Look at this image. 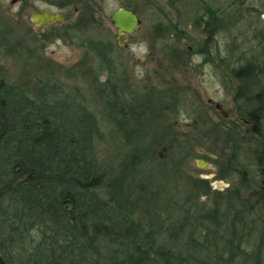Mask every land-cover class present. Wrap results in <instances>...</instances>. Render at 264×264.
<instances>
[{
	"label": "trees",
	"instance_id": "1",
	"mask_svg": "<svg viewBox=\"0 0 264 264\" xmlns=\"http://www.w3.org/2000/svg\"><path fill=\"white\" fill-rule=\"evenodd\" d=\"M2 25L0 18V48L7 50ZM79 45L91 60L66 67L39 59L43 75L33 83L11 81L0 69V252L7 264H262L252 237L261 225L264 241V128H208L220 165L229 163L243 182L199 201L212 188L186 175L187 146L165 120L178 111L177 98L133 96L119 79L113 44ZM25 53L32 59L36 51ZM256 67L244 65L249 73ZM74 74L90 77L98 96L88 99L72 84ZM252 82L259 90L260 81ZM250 103L264 114V94H252ZM110 124L123 143L118 164L107 170L97 146ZM181 180L189 184L183 199Z\"/></svg>",
	"mask_w": 264,
	"mask_h": 264
},
{
	"label": "rangeland",
	"instance_id": "2",
	"mask_svg": "<svg viewBox=\"0 0 264 264\" xmlns=\"http://www.w3.org/2000/svg\"><path fill=\"white\" fill-rule=\"evenodd\" d=\"M90 5L96 13L95 19L91 20L92 9L89 11L88 18L92 22L91 28L86 31L76 32V36L73 37L72 41L61 37H54L43 41L42 36L40 37L39 30L30 20V16L35 11L41 12L45 9L58 11L57 7L49 4L45 0H29L27 4H25V0H0V18L8 25L7 28L6 25L1 26V35L5 32L7 37L2 44H5V46L8 44L6 46L7 50L13 45L20 44L11 54H9V51L4 50V48H0V69L3 75L11 81L19 78H29L30 82L33 83L36 75H43L37 68L35 69L37 60H44L41 61L42 64L50 61L56 65L71 67L77 62L83 60L84 62H88L91 60V58H87L88 52L86 48L79 45L83 39L88 41L94 38L96 41L102 40L106 43L110 42L113 44L112 55L118 64L121 84L122 75L127 73L130 76V79H128L127 75V81L131 82L129 86L133 96H140L154 91L155 94H159L157 92L158 90L160 91L166 88H171V90L174 88L180 89L178 97L180 101L179 111L177 114L179 115L181 125L177 128L181 132L179 135L181 143L187 146V151L191 154L184 161L183 169L186 170V175L189 177H208L205 180L210 184L211 190L213 191V193L211 192L207 195L206 192L208 190H203L204 193L201 194L198 200L208 201L212 195L214 196L216 194L217 188L220 189L217 191L224 192L230 185H239L240 183L238 181L236 184H230L227 181L218 179L217 176H211V174L218 170V164L215 161L217 156L214 151L215 148L212 146V140L204 136V133L212 126V122L220 119V116L218 110L214 105L212 106L210 104L209 100L212 99L215 102H222L225 110L230 113L229 120H233L235 117V113L233 112L234 105L231 102L228 92L222 88L218 78L213 74V65L202 64L203 55H191L192 59L187 64L183 63V61H180L179 55L187 49L186 44H163L168 39L158 41L155 36L153 24L157 22L164 24L165 18L154 7L150 6L147 0H91ZM120 6H130L137 9L143 20L141 29L128 40L129 43L125 46L119 44L118 31L110 21L112 14ZM64 10L69 16L66 22L67 24L64 26H55L54 28L49 27L44 31L45 33L57 32L60 29L67 30L66 27L68 24H74L76 22L75 20H77L79 14L75 11L74 6ZM233 34L234 30L229 33V36L232 37ZM250 35L252 36V33L246 34V36ZM244 38L245 36L242 33L238 40L243 42ZM229 40L230 38L228 37L224 42L229 43ZM257 42L259 41L255 39L250 44L241 45L246 50H250L248 52L253 57L258 56L261 51L260 44ZM233 45L219 44L222 55L227 54ZM235 45L238 47V44ZM27 48H35L36 53L32 59H28V55L25 53L27 52ZM183 55L187 56V54ZM78 77L80 76L74 74L72 84L84 87L88 99H91V93L94 91L92 89V79H88L90 78L88 76L86 78ZM100 78L101 85H99L102 87L105 75L102 74ZM164 96L167 101L171 100L170 96ZM102 107L100 104L96 109H101L100 111H102ZM198 114L203 116L207 115V119L210 121V123H205L199 129L203 131V136L198 128H191L193 118L197 117ZM207 119L204 120L207 121ZM165 120L169 121L168 113L166 114ZM114 128L115 126L113 124L104 125L103 129L106 134L97 146L101 165L107 170L114 168L120 158L119 148L122 146V141L119 142L118 134L115 133ZM251 130L254 131L253 129ZM179 153L178 159L182 160V155H179ZM197 159L206 160L212 165L211 168L199 166L196 162ZM259 183L263 185V179ZM188 185H183L181 180L180 188L178 187L181 199L185 197ZM261 196L264 198L263 191L261 192ZM258 228L259 230H256L255 235L252 237V242L254 245H261L262 252H264V241L259 238L262 228L261 225ZM262 264H264V257L262 258Z\"/></svg>",
	"mask_w": 264,
	"mask_h": 264
},
{
	"label": "flooded vegetation",
	"instance_id": "3",
	"mask_svg": "<svg viewBox=\"0 0 264 264\" xmlns=\"http://www.w3.org/2000/svg\"><path fill=\"white\" fill-rule=\"evenodd\" d=\"M51 5L58 8V11L51 9H45L44 11H35L39 13H45L49 10L54 14H62L65 16L61 22L47 23L45 25L32 23L39 30L40 37L42 36L43 41H47L52 38H67L71 41L76 36V32L86 31L91 28L92 22L88 18L89 11L92 9L91 20L95 19V11L92 6H88L91 0H79L76 4L74 1L59 3L51 0H45ZM150 6L154 7L155 10L160 12L165 18L164 24L157 22L153 24L155 36L158 41L166 40L163 44H186L187 49L185 52L179 55L180 61L188 63L192 59L191 55H203L202 64L213 65V74L218 78L222 88L228 92L231 102L234 105L235 117L233 120L230 119V113L225 110L224 105L220 101L209 100L210 104L215 106L219 112L218 120L212 122L210 128L215 126L223 127H241L244 129H253L259 132L261 128H264V114L253 113L252 109L256 107L250 103V96H262L264 94V0H147ZM29 3V0H25V4ZM74 6L75 11L78 12L77 20L74 24H68L67 30L53 31L52 33H45L44 31L49 27L64 26L68 21V15L64 9ZM88 7V8H87ZM134 10L141 20V26L132 34H124L118 31L119 44H128V40L134 36L142 27L143 20L139 15L137 9L130 6H120ZM119 7V8H120ZM117 10V9H116ZM115 10V11H116ZM114 11V12H115ZM113 15V14H112ZM112 17V16H111ZM111 19V18H110ZM246 29H245V28ZM116 28V27H115ZM117 29V28H116ZM244 29V31H242ZM234 30L232 37L229 33ZM44 32V33H43ZM244 34L245 38L243 42H240L239 37ZM247 33H252V36H246ZM230 38L229 43H225V39ZM258 40L261 47L260 54L258 56H251L250 50L243 48L241 44H250L253 40ZM238 40V41H237ZM97 42L99 44H108L110 42H104L102 40L96 41L94 38L88 41L82 40L81 44H92ZM157 44V43H154ZM189 44V45H187ZM219 44H234L231 50L222 55ZM238 44V47L235 45ZM125 46V45H123ZM204 49V50H203ZM242 50V51H240ZM249 51V52H248ZM183 54H187L184 56ZM228 55V56H227ZM250 62L256 63V71L249 73L245 71L244 65ZM120 63V62H119ZM120 66V64H119ZM244 70V72H243ZM127 73L122 75V86L130 87L129 81H127ZM120 79V77H119ZM128 79L130 76L128 75ZM121 80V79H120ZM260 81V89H254V83L252 81ZM129 83V84H128ZM155 92V91H154ZM159 94L171 96L174 95L177 99L178 111H179V94L180 89L166 88L164 90H158ZM221 104L226 115L220 112L217 104ZM254 107V108H253ZM177 112H168L169 121L168 123L174 124L179 127L180 118ZM263 113V112H262ZM205 117V118H204ZM207 119V115L203 116L198 114L197 117L193 118L191 123L193 129H200L205 123H210ZM228 121V122H227ZM200 131V130H199ZM203 136V131H200ZM207 134V133H206ZM248 134V133H247ZM208 138L210 134H207ZM250 137V136H248ZM211 139V138H210ZM212 140V139H211ZM250 140V139H247ZM245 141V140H243ZM242 141L243 144H245ZM214 148V147H213ZM242 148H239L241 150ZM191 155V154H189ZM215 161L218 164L217 172L211 174V176H217L222 181H227L230 184H236L238 181L240 184L236 186H229L227 189L236 190L243 181L240 179L239 173H229L227 166L229 163L220 165V156L216 153ZM240 157L243 154L239 155ZM197 159V164H198ZM204 160V159H203ZM208 166L204 168H211V164L204 160ZM199 165V164H198ZM230 165V164H229ZM200 166V165H199ZM203 167V166H201ZM222 167V169H221ZM186 171V170H185ZM186 173V172H185ZM261 177L259 181L263 179L264 182V169L261 170ZM196 178V177H195ZM208 177L200 176L199 179L205 180ZM232 182V183H231ZM261 192H264V184H260ZM216 190H220L217 188ZM214 197V196H212ZM211 197V198H212Z\"/></svg>",
	"mask_w": 264,
	"mask_h": 264
},
{
	"label": "water",
	"instance_id": "4",
	"mask_svg": "<svg viewBox=\"0 0 264 264\" xmlns=\"http://www.w3.org/2000/svg\"><path fill=\"white\" fill-rule=\"evenodd\" d=\"M65 18L62 14H54L51 13L49 10L45 11V13L35 12L32 14L31 19L35 24L45 25L49 22H61ZM111 23L117 28L118 31L124 34H132L141 26V20L138 17L137 13L126 7L118 8L112 15L110 19ZM126 45V44H121ZM221 113L226 115V112L223 110L222 105L219 103L217 104ZM198 164L203 167H207L208 164L203 160L199 159ZM0 264H7L3 259L2 255L0 254Z\"/></svg>",
	"mask_w": 264,
	"mask_h": 264
},
{
	"label": "bare ground",
	"instance_id": "5",
	"mask_svg": "<svg viewBox=\"0 0 264 264\" xmlns=\"http://www.w3.org/2000/svg\"><path fill=\"white\" fill-rule=\"evenodd\" d=\"M0 254L2 255V253L0 252ZM2 257H3V259L5 260V258H4V256L2 255ZM5 262H6V260H5ZM7 263V262H6Z\"/></svg>",
	"mask_w": 264,
	"mask_h": 264
}]
</instances>
